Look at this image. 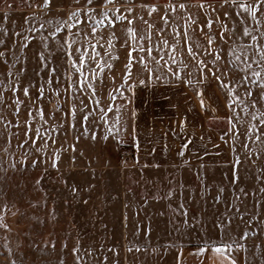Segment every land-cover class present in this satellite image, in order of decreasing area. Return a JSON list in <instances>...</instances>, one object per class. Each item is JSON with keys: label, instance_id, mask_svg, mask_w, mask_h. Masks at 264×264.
I'll list each match as a JSON object with an SVG mask.
<instances>
[{"label": "rangeland", "instance_id": "obj_1", "mask_svg": "<svg viewBox=\"0 0 264 264\" xmlns=\"http://www.w3.org/2000/svg\"><path fill=\"white\" fill-rule=\"evenodd\" d=\"M43 4L0 0V264H128L130 246L235 244L246 264H264V59L253 47L264 48V4ZM121 14L127 19L117 21ZM189 47L220 77L228 114L213 127L231 141L232 163L146 172L127 165L125 65L131 75L200 71L198 62L160 63L190 55Z\"/></svg>", "mask_w": 264, "mask_h": 264}, {"label": "crops", "instance_id": "obj_2", "mask_svg": "<svg viewBox=\"0 0 264 264\" xmlns=\"http://www.w3.org/2000/svg\"><path fill=\"white\" fill-rule=\"evenodd\" d=\"M152 60L144 65L152 66ZM198 61L199 58L192 55H181L173 60L161 58L160 63ZM174 72L177 71L131 75L130 118L120 138L121 144L129 146L125 155L129 158L124 157L123 161L143 172L230 166L234 156L231 141L213 127L228 114L219 93L217 70H203V78L201 71H179V79ZM186 80L190 82L185 83ZM121 224L125 229L128 227L124 219ZM126 232L124 240L130 245ZM214 248L220 251L215 252ZM125 255L128 264H246V251L239 244L130 246L125 249Z\"/></svg>", "mask_w": 264, "mask_h": 264}, {"label": "snow or ice", "instance_id": "obj_3", "mask_svg": "<svg viewBox=\"0 0 264 264\" xmlns=\"http://www.w3.org/2000/svg\"><path fill=\"white\" fill-rule=\"evenodd\" d=\"M49 2H50V0H44L43 7H48V6H49ZM223 2H224V3H227L228 0H223ZM233 2H235V0H233ZM88 3H89V4L93 3V0H88ZM111 3H112V0H103V4H104V5H108V4H111ZM256 4H257V5L264 4V0H256ZM205 6H206V0H200V7L203 9V8H205ZM167 7L170 8L171 5H168ZM179 7H180L181 9H183L185 6H184L183 4H180ZM207 7H208V8H211V7H212V4L208 3V4H207ZM239 7H240L241 9H245V10H247V11L249 12V14H250V15H253V16L255 15V13H256V11H257V8H255V7H251V6H248V5H245V4H243V3H241V4L239 5ZM155 10H156V8H155V6L153 5V6L151 7V9H150V13H149V14H151V11H155ZM127 11H128V12H131V8H128ZM224 15L227 16L228 13H225ZM121 19H127V18H126V17H123L122 14L116 16V20H117V21H119V20H121ZM161 19H164V22H165V23L168 22L164 17H161ZM77 23H79V21H77ZM128 23L131 24L132 21L129 20ZM210 24H211V21H209V25H210ZM149 27H151V25H149ZM93 31H95V29H93ZM128 31H129V35H132V30L129 29ZM244 34H245V35H248V34H249L248 31H247V29L244 30ZM140 38H141V39H144L143 36H141ZM149 39H150V37H149ZM221 39H223V36H221ZM251 39H252L253 41H255V40H256V37H255V36H252ZM212 42H213V41H212V37H208V44L211 45ZM164 43H167V41H164ZM185 43H187V36H185ZM109 44L111 45V38H110V40H109ZM253 47L256 48V51H257L258 55H259L262 59H264V48H261V47H259L258 45H253ZM141 51H143V49H141ZM188 52H189L190 55L193 54V52H192V48H191V47L188 48ZM150 54H151V53H150V50H149V55H150ZM0 55H2V53H0ZM113 59H116V57H113ZM215 59H216V60H219V59H220L219 55H217V56L215 57ZM130 60H131V53H129V61H130ZM173 62H175V61H173ZM80 64H81V65L83 64V58H81V60H80ZM198 64L201 65L200 71H201V77L203 78V75H204V72H203V61H198ZM108 67L111 68L112 65H108ZM130 67H131L130 63H129L128 65H125L126 71L124 72V76H123V79H125V80L131 78ZM78 71H79V69H78ZM208 71L211 72L212 69H208ZM253 74L256 75V76H259V75H260V73H258V72H254ZM173 75L176 76L177 79H179V71L174 72ZM81 76H82V77L84 76L83 72H81ZM93 79H95V75L93 76ZM216 79L219 80L220 77H216ZM81 82H83V80H82ZM140 82L143 83L144 81L141 80ZM189 82H190V81H187V80L185 81V83H189ZM262 86H264V85H262ZM89 87H91V85H89ZM129 90H131V86H129ZM25 94H27V89H25ZM247 94H248V95H251L250 92H248ZM197 95L199 96L200 94L197 93ZM97 103H98V102H97ZM201 107H203V101H202V100H201ZM102 118H103V117H102ZM84 120H87V116L84 117ZM261 122L264 123V120H262ZM181 126H183V121H181ZM35 163H36V162L33 161V164H35ZM237 163H238V161H237ZM53 166H55V165H53ZM203 251H204V249L201 248V249H200V252H203ZM213 251H215V252H219L220 249H219V248H214ZM61 264H62V262H61ZM233 264H235V262H233Z\"/></svg>", "mask_w": 264, "mask_h": 264}, {"label": "built area", "instance_id": "obj_4", "mask_svg": "<svg viewBox=\"0 0 264 264\" xmlns=\"http://www.w3.org/2000/svg\"><path fill=\"white\" fill-rule=\"evenodd\" d=\"M126 159H128L129 158V156H124Z\"/></svg>", "mask_w": 264, "mask_h": 264}]
</instances>
